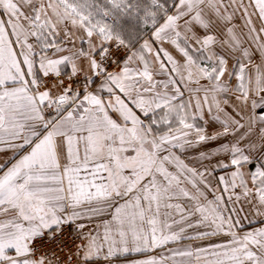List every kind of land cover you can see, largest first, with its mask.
<instances>
[{
  "label": "snow or ice",
  "instance_id": "6c2138e0",
  "mask_svg": "<svg viewBox=\"0 0 264 264\" xmlns=\"http://www.w3.org/2000/svg\"><path fill=\"white\" fill-rule=\"evenodd\" d=\"M0 153V264H264V0H0Z\"/></svg>",
  "mask_w": 264,
  "mask_h": 264
},
{
  "label": "crops",
  "instance_id": "0c3cea01",
  "mask_svg": "<svg viewBox=\"0 0 264 264\" xmlns=\"http://www.w3.org/2000/svg\"><path fill=\"white\" fill-rule=\"evenodd\" d=\"M245 2H247V0H245ZM230 11H231V9H230ZM253 19H254L255 23L257 24V27H259L260 26V22L258 20H256L255 17H253ZM234 23L236 25H238V27H237L238 35H240L241 39L244 40V45L243 46L244 47H249L250 46V42L247 41L246 38H245L246 37V33H247V28L244 26L243 21L239 18V13H237V18L234 21ZM218 39H220V40L226 39V37L223 35V26H221V31L218 32ZM77 43H79V42H77ZM172 51H173V54L176 55L177 58L179 59L178 54H176L174 50H172ZM239 55H240L239 53L236 54V56H239ZM240 58L243 59V57H240ZM254 62L255 63H260V56H259L258 53L254 56ZM233 63H234V59H230L229 60V66L231 67ZM156 79H164V77H156ZM235 83H236V81L233 80L232 84L235 85ZM184 98L188 99V94L187 93H185V97ZM228 110L231 111V109H228ZM205 120H210L207 112H205ZM198 123L203 124V121H198ZM219 127H220V125L218 123H216L214 121H210V123L208 125V131H209V133L214 132ZM241 131H243V130H241ZM237 135H239V133ZM231 139H232L231 136H229L227 138V140H231ZM223 142H227V141L226 140L217 141L214 144L208 145V147L212 148V147H215L217 144L223 143ZM10 155H11V153H0V163H3L5 161V159L7 157H9ZM215 175L217 177L219 175H225V171L224 170H219V171H217L215 173ZM212 183H213V185H215L216 184V180L212 179ZM221 188H222V186H221ZM209 199H212L211 194H209ZM241 204H243V206H244L245 213L248 214V219L253 221L251 224H249L248 220H245L244 221L245 226L249 230L262 226L261 223H260L259 218H257L254 215H252L251 212L249 211L250 206L247 203H245L244 201H241ZM229 207H231V205H229ZM236 207H240V205H236ZM241 215H244V213H242ZM90 228L95 229L96 228V224L94 223V224L90 225ZM201 230H204V229L202 228ZM194 233H195V230L189 229V232H188L189 235H192ZM223 239H226V238L221 236V237H212V238L206 239V240L183 239L180 242L169 244L165 248L156 249L155 251H149L147 253H132V254H129L127 256L117 257L115 259V261H114V264H136L137 261L146 259V258H148L150 256H156L157 258H159L161 255L171 256L172 255V251L171 250H177V249L183 250V249H187V248H191V249L195 250L198 247H204V246H207L209 243L218 242L219 240H223ZM181 259H186V258L176 257V261L177 262H179ZM167 264H172V261L168 260Z\"/></svg>",
  "mask_w": 264,
  "mask_h": 264
},
{
  "label": "built area",
  "instance_id": "2783aa9c",
  "mask_svg": "<svg viewBox=\"0 0 264 264\" xmlns=\"http://www.w3.org/2000/svg\"><path fill=\"white\" fill-rule=\"evenodd\" d=\"M88 229H86L87 231ZM59 255H61V257H63L65 255V253H59Z\"/></svg>",
  "mask_w": 264,
  "mask_h": 264
}]
</instances>
